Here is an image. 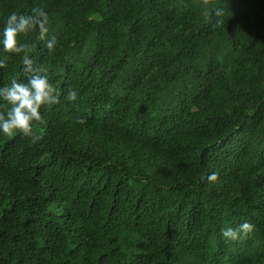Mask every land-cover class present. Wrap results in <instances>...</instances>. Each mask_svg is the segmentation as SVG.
Returning <instances> with one entry per match:
<instances>
[{"label":"trees","instance_id":"trees-1","mask_svg":"<svg viewBox=\"0 0 264 264\" xmlns=\"http://www.w3.org/2000/svg\"><path fill=\"white\" fill-rule=\"evenodd\" d=\"M35 7L60 103L0 132V264H264V0H0V34Z\"/></svg>","mask_w":264,"mask_h":264},{"label":"clouds","instance_id":"clouds-1","mask_svg":"<svg viewBox=\"0 0 264 264\" xmlns=\"http://www.w3.org/2000/svg\"><path fill=\"white\" fill-rule=\"evenodd\" d=\"M210 0H203L207 6ZM216 14L222 15V9H217ZM38 30V38L45 41V48L49 53L54 52L57 39L55 36L48 37L50 31V18L48 13L40 7L32 9L31 14H17L12 12L8 15L2 34L0 44L6 53L23 54V72L27 74V83L18 82L13 78L10 85L0 87V99L6 102L7 110L0 111V132L6 136L20 133L32 141H39L40 136L34 131L33 124L44 122L41 109L51 108L60 103L59 93L42 67L35 66L30 54L34 45L27 42L21 43L18 37L23 34ZM8 57L0 59V68L6 67ZM77 92L69 89L66 99L76 101ZM77 123L84 124V118H77ZM209 182H216L218 174L212 173L207 177ZM254 230V225L249 222L241 223L237 227L222 229V236L226 241H237L246 238Z\"/></svg>","mask_w":264,"mask_h":264}]
</instances>
